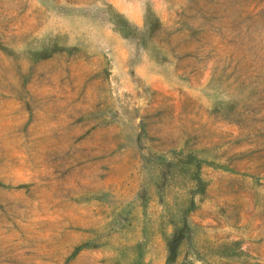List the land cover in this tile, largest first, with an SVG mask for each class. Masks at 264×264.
Returning <instances> with one entry per match:
<instances>
[{
    "label": "rangeland",
    "instance_id": "obj_1",
    "mask_svg": "<svg viewBox=\"0 0 264 264\" xmlns=\"http://www.w3.org/2000/svg\"><path fill=\"white\" fill-rule=\"evenodd\" d=\"M0 264H264V0H0Z\"/></svg>",
    "mask_w": 264,
    "mask_h": 264
},
{
    "label": "trees",
    "instance_id": "obj_2",
    "mask_svg": "<svg viewBox=\"0 0 264 264\" xmlns=\"http://www.w3.org/2000/svg\"><path fill=\"white\" fill-rule=\"evenodd\" d=\"M182 237H180L179 235H174L173 239L171 240L170 242V251H171V254H174L176 249H177V246L178 244L180 243Z\"/></svg>",
    "mask_w": 264,
    "mask_h": 264
}]
</instances>
